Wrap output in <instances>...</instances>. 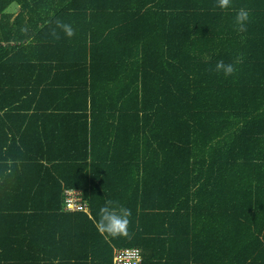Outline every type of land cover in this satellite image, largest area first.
I'll return each mask as SVG.
<instances>
[{"label": "trees", "instance_id": "1", "mask_svg": "<svg viewBox=\"0 0 264 264\" xmlns=\"http://www.w3.org/2000/svg\"><path fill=\"white\" fill-rule=\"evenodd\" d=\"M215 3L0 0V264H264V0Z\"/></svg>", "mask_w": 264, "mask_h": 264}, {"label": "clouds", "instance_id": "2", "mask_svg": "<svg viewBox=\"0 0 264 264\" xmlns=\"http://www.w3.org/2000/svg\"><path fill=\"white\" fill-rule=\"evenodd\" d=\"M232 6V0H216L215 7L220 10H228ZM249 21V11L245 8H240L235 16V25L237 31H246V23ZM56 28L62 30L64 34L71 38L75 35L74 29L70 24L64 23L57 19L55 21ZM50 35L54 39H60L59 33L53 29ZM236 68L232 63H225L224 60L217 61L215 65L216 73H223L225 77L231 76L235 73ZM10 163V162H9ZM98 220L95 222V227L101 235H108L112 237L127 236L128 226L130 223L131 211L130 209L121 206L118 202L112 199H107L105 204L99 209Z\"/></svg>", "mask_w": 264, "mask_h": 264}, {"label": "built area", "instance_id": "3", "mask_svg": "<svg viewBox=\"0 0 264 264\" xmlns=\"http://www.w3.org/2000/svg\"><path fill=\"white\" fill-rule=\"evenodd\" d=\"M65 209L68 211H89V204L84 199L82 191H66ZM142 260V251L139 248L117 249L114 254L113 264H141Z\"/></svg>", "mask_w": 264, "mask_h": 264}, {"label": "crops", "instance_id": "4", "mask_svg": "<svg viewBox=\"0 0 264 264\" xmlns=\"http://www.w3.org/2000/svg\"><path fill=\"white\" fill-rule=\"evenodd\" d=\"M17 10H18V6H17V5H14V6L10 9V11H11L12 14H15L16 12H18ZM33 128H35V126H34ZM32 148H34V151L39 152V151H38V150H39V144H38V143L35 144V145H33Z\"/></svg>", "mask_w": 264, "mask_h": 264}]
</instances>
